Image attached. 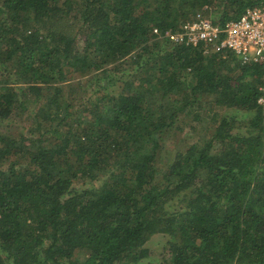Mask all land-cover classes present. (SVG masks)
<instances>
[{"label": "trees", "instance_id": "1", "mask_svg": "<svg viewBox=\"0 0 264 264\" xmlns=\"http://www.w3.org/2000/svg\"><path fill=\"white\" fill-rule=\"evenodd\" d=\"M262 4L0 0V264H264V66L165 36Z\"/></svg>", "mask_w": 264, "mask_h": 264}, {"label": "built area", "instance_id": "2", "mask_svg": "<svg viewBox=\"0 0 264 264\" xmlns=\"http://www.w3.org/2000/svg\"><path fill=\"white\" fill-rule=\"evenodd\" d=\"M206 10L208 6L179 29H168L165 36L173 43L199 48L205 55L230 49L243 63L264 66V4L248 7L240 17L224 23L215 21ZM155 32L160 31L156 28ZM261 79L258 103L264 106V72Z\"/></svg>", "mask_w": 264, "mask_h": 264}, {"label": "rangeland", "instance_id": "3", "mask_svg": "<svg viewBox=\"0 0 264 264\" xmlns=\"http://www.w3.org/2000/svg\"><path fill=\"white\" fill-rule=\"evenodd\" d=\"M200 133L204 136V138H209L211 136V130L208 126V118H205L204 121L199 126ZM181 132L177 131L174 136L176 139L181 137ZM167 240V236L165 234L159 233L155 234L147 243V246L151 251H153L154 256L157 258L165 257L168 255V252L165 249V243Z\"/></svg>", "mask_w": 264, "mask_h": 264}]
</instances>
